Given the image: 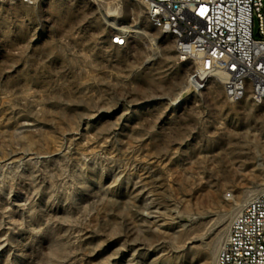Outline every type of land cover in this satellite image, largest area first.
<instances>
[{
	"label": "rangeland",
	"instance_id": "rangeland-1",
	"mask_svg": "<svg viewBox=\"0 0 264 264\" xmlns=\"http://www.w3.org/2000/svg\"><path fill=\"white\" fill-rule=\"evenodd\" d=\"M195 67L143 0H0V264H213L264 187V101Z\"/></svg>",
	"mask_w": 264,
	"mask_h": 264
},
{
	"label": "built area",
	"instance_id": "built-area-1",
	"mask_svg": "<svg viewBox=\"0 0 264 264\" xmlns=\"http://www.w3.org/2000/svg\"><path fill=\"white\" fill-rule=\"evenodd\" d=\"M143 1L148 20L178 34L179 63L198 60L199 78L187 73L193 92L202 78L216 76L228 100L264 101V0ZM128 35L114 36L115 44L125 46ZM213 264H264V187L239 207Z\"/></svg>",
	"mask_w": 264,
	"mask_h": 264
},
{
	"label": "bare ground",
	"instance_id": "bare-ground-1",
	"mask_svg": "<svg viewBox=\"0 0 264 264\" xmlns=\"http://www.w3.org/2000/svg\"><path fill=\"white\" fill-rule=\"evenodd\" d=\"M20 1H22L25 4H29L28 0H20ZM152 23L154 24V21H152ZM154 26L156 28H158L159 30H161L162 33L168 34V35H171L172 36L173 41H174L175 50L177 52V49H178V34L175 33L174 30H165V32H164V22L163 21H156ZM133 31L134 32H137V33H144L141 29H134ZM116 36H120V32L117 33ZM127 41H128V36H126V43H127ZM113 43H115V37H113ZM188 60L195 61L197 63V67H195L191 71V77L192 78H199V76H200V69H199L198 60H196V57H185L184 60H182V61H188ZM211 77H214L217 80L221 81V78H218L216 76H207V77H204V78H202V81L201 82L197 83V92H201V91L205 90L208 87L209 82L212 79ZM223 89H224V93H225V83H223Z\"/></svg>",
	"mask_w": 264,
	"mask_h": 264
},
{
	"label": "crops",
	"instance_id": "crops-1",
	"mask_svg": "<svg viewBox=\"0 0 264 264\" xmlns=\"http://www.w3.org/2000/svg\"><path fill=\"white\" fill-rule=\"evenodd\" d=\"M225 94V93H224Z\"/></svg>",
	"mask_w": 264,
	"mask_h": 264
}]
</instances>
